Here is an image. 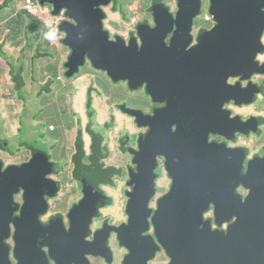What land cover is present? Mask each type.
<instances>
[{
	"label": "flooded vegetation",
	"instance_id": "af4514ba",
	"mask_svg": "<svg viewBox=\"0 0 264 264\" xmlns=\"http://www.w3.org/2000/svg\"><path fill=\"white\" fill-rule=\"evenodd\" d=\"M100 9L109 41L123 43L130 61L144 69L128 79H114L86 59L83 68L97 74L76 79L68 103L60 98L58 107L50 101L46 108H34L35 130L41 112L45 134L33 132V138L46 140L50 132L58 133L52 139H60L54 143L56 153L51 147H32L33 159L40 165L46 158L41 166L52 170L48 179L60 191L46 197L48 208L38 217L42 225L29 219L20 231L18 261L16 228L10 225L5 243L11 264H264V221L247 219L250 193L262 195L256 206L264 209V186L254 188L247 179L254 160L264 178V75H215L210 67L215 47L201 40L216 22L204 4L197 12H183L180 0L173 5L165 0H102ZM56 20L58 27L66 18ZM95 24L89 19L84 28ZM175 63L187 66L173 74L167 67ZM189 64L195 68L191 74ZM261 66L264 53L255 59V68ZM40 84L50 89L47 79ZM39 96L36 92L33 98ZM47 96L52 100L55 95L50 90ZM1 143L3 169L24 165L5 164L1 154L9 152V144ZM147 154L155 155L153 177L140 172ZM77 156L89 179L78 178ZM153 179L154 196L148 206L144 202L147 208L134 203L131 219V196L141 184L151 193ZM183 182L190 187L182 188ZM180 192L206 205L200 228L209 232L190 256L177 254V245L161 236L169 256L155 227L186 206ZM22 194L15 197L21 206Z\"/></svg>",
	"mask_w": 264,
	"mask_h": 264
},
{
	"label": "water",
	"instance_id": "95a60500",
	"mask_svg": "<svg viewBox=\"0 0 264 264\" xmlns=\"http://www.w3.org/2000/svg\"><path fill=\"white\" fill-rule=\"evenodd\" d=\"M201 1L196 0L194 3V0H180V4L183 5L182 11H199L203 6ZM40 4L42 7L46 4L51 6L53 17H59L65 11L64 17L68 20L60 23L59 31L65 36L62 44L71 51L66 65L70 69V76L80 73V68L85 66L86 59L96 70H104L114 79H128L137 70L144 69L142 66L135 65L132 59L130 61L125 54L123 43L110 42L108 34L103 32L101 21L103 12L100 9L102 0H40ZM209 12L214 16L216 26L201 41L215 47L216 56L210 64L211 69L214 66L215 75L218 71L225 72L227 78L238 76L243 72H248V76L255 72L264 75V66L255 68L256 57L264 53V0H211ZM89 19L97 20V24L85 29V23ZM217 56L220 62H217ZM101 59L105 61L104 65L100 64ZM191 60L192 57H188L187 61ZM185 61L186 58L179 62ZM186 66L175 63L173 67H167V69H172L175 74ZM188 67L190 68L188 73L194 72L195 68H192L194 64H189ZM154 158L155 155H146L145 161L140 166L142 174L154 176L156 167ZM44 160L46 158L42 157L39 161L42 163L40 165H37L33 159L30 165L8 166L5 169H3L4 163L0 162V264H11L10 247L5 243L10 237V225L13 224L16 228L14 257L18 261L20 231L24 230L29 219L41 226L42 223L38 217L45 214L48 208L46 197L54 198L60 191V185L48 179L52 170L41 166ZM254 162L255 160L250 163L251 168L247 179L254 188L263 187L264 178H259L257 168L252 165ZM189 187V183L183 182L182 188ZM153 188L154 179L151 193H147L141 184L137 192L131 196L129 203L131 219L134 215L133 204L147 208L155 194ZM21 193H23L22 206L15 201V197ZM180 194L186 206H183L182 210L174 216L164 218L155 227V236L166 248L169 256V248L163 244L161 236H166L167 242L171 245H177V254L190 256L192 250L195 251L197 242L202 241L207 236L206 232H209V229L206 231L200 228L206 205L183 192ZM261 197V194L253 192L248 195V220L264 221V209L256 206ZM145 201L147 206L144 205ZM19 211L18 219L14 218L15 213ZM256 212V217L251 216ZM215 216L217 217L218 213H215ZM154 249H156L155 244ZM171 264H175L174 261H171Z\"/></svg>",
	"mask_w": 264,
	"mask_h": 264
},
{
	"label": "rangeland",
	"instance_id": "374dc122",
	"mask_svg": "<svg viewBox=\"0 0 264 264\" xmlns=\"http://www.w3.org/2000/svg\"><path fill=\"white\" fill-rule=\"evenodd\" d=\"M127 2H131V0H126ZM165 2L168 5H173L174 0H165ZM204 4V11L209 10V0H203ZM24 3L23 0H20V2L16 4V7L19 9H23ZM52 8L47 7L42 10V19L46 24H49V19L46 13V10H51ZM111 9V8H110ZM107 11H111L107 9ZM112 12V11H111ZM59 29V26H58ZM125 36L128 37L129 33L125 32ZM8 44V41L3 39L0 43V51L2 47ZM44 48L49 47L50 49L48 52L46 51H41L39 50V53L37 54V59L38 61H34V58H32L30 61H27L29 55L24 54V49L25 46H29V42H25L23 46L21 47V50H18L19 52V61H21L22 65L25 68V72L28 70V68L33 71L31 74V77L25 80L26 87L24 90L19 91L18 88L14 89V92L12 93L11 90L8 91L5 88L3 90L8 91L6 95L8 96L3 97L0 93V110L2 111L1 116L2 117H9L8 121L6 122L5 120H2L3 122L0 121V140L5 142L7 145L9 144L8 151H2L1 154V159L5 162L7 165H13V164H18L20 165V162H24V164H31L33 161L34 153L32 155V147H42L45 148L46 150L51 147V151L56 153L59 150L55 146V141L59 140L60 138L52 139V137L58 136V133H50L48 132V135L51 137H48L46 140L44 137L38 141V137L33 138V132L35 134H45V129L44 127L40 128V125L42 124V117H41V112H39L38 117L40 116V120L38 122V125L36 126L35 130V125L33 123V119L36 115L34 108L39 105V108H46L48 103L54 105L55 107H58L60 98L64 99L66 103H68L71 99L70 93L73 92V86L76 85V79H80V76L82 77H87V73L94 74V76L97 74L95 71L91 70V67L87 66L88 68H80V73L70 76V69L66 67L68 64V61H66V57L64 56H59L61 60H65L63 63L60 64V66L57 68L56 72L57 74L53 75V79H47V81L50 83V89L48 88H43V85L40 84L41 79L43 81L42 77V71L44 70L47 65H45V61L49 57L51 59V54L54 51V46L53 44H48V36L45 37L43 40ZM34 52H30L33 55H36L37 53V46ZM65 50L66 54V49ZM18 52L15 53H5L6 57L3 59L0 58L2 61L7 62L10 65V69L13 67L15 63L14 55H18ZM30 54V55H31ZM54 67V62L52 64ZM56 68H53L55 70ZM38 76L41 79H36L34 77V73H38ZM73 75V74H72ZM34 78V79H33ZM79 81V80H78ZM39 82V84H36ZM84 86H87L84 84ZM4 87V86H3ZM37 89V91H36ZM52 91L53 94L55 95L54 98H51L47 96L49 94V91ZM39 93V98L35 99L33 98V95ZM10 93V95H9ZM24 98L21 100V98ZM21 100V101H20ZM11 101H15V103L9 104ZM38 107V106H37ZM35 113V114H34ZM51 114H54V109L51 110ZM42 115H44L42 113ZM23 121L24 126L20 125V122ZM49 125L50 122H47V131H49ZM8 127L10 129H8ZM5 128V129H3ZM18 133L12 132L13 130H17ZM2 131V132H1ZM58 132L61 134L62 131L58 130ZM40 138V137H39ZM0 141V143H1ZM23 144V145H22ZM21 150H18L20 149ZM15 153V154H11ZM17 202V201H16ZM55 202V201H54ZM18 203V202H17Z\"/></svg>",
	"mask_w": 264,
	"mask_h": 264
},
{
	"label": "trees",
	"instance_id": "16d2710c",
	"mask_svg": "<svg viewBox=\"0 0 264 264\" xmlns=\"http://www.w3.org/2000/svg\"><path fill=\"white\" fill-rule=\"evenodd\" d=\"M17 2L19 3L20 0H8V4L5 5L3 0H0V43L3 39H5L8 41V44H6V46H8L6 47L7 49L13 48L15 46L21 47L24 44V40H23L24 33L27 32L30 35L31 40H32L30 42V46L26 47L25 52H24V54L29 55L27 61H30L32 59V57H30L31 56L30 52H34L36 49H32V48H36V46H37V50L48 52L50 48L49 47L44 48L43 40L45 39V37L48 36L49 33H54V36L51 41L52 43H55L54 46L56 47L64 46L62 42L60 41L61 34L59 31L56 30L57 25L55 22L46 24L45 26L44 25L45 23L42 20L37 19V18L32 19L31 17H28L26 15V11L24 9L17 8L16 7ZM33 2L42 8L40 4V0H33ZM48 6L49 5L46 4V6L43 8H47ZM28 24H30L29 27H28ZM48 44H50L49 41H48ZM4 57H6L5 53H2V51H0V58L3 59ZM0 61L2 60L0 59ZM3 63L5 64L4 61ZM17 64H18V75H23V68L21 66L22 65L21 61L18 62L15 60V63L12 69H14L17 66ZM4 71H5V67L0 66V93L3 97H6L8 96V94L6 95L8 91L11 90L12 93L14 92V87L10 85L8 86L6 80L1 79V74ZM13 82L15 84V87L18 88L19 91H21L23 88L25 89L26 87V84L23 81V79H13ZM3 88H5L8 91L3 90ZM12 103H15V101H11L9 104H12ZM1 114H2V111L0 110V115ZM1 144L3 146H7V144L4 141ZM18 150H21V147ZM20 164H24V162L21 161ZM75 164H76V168L78 172V178L79 179H82V178L89 179L88 176L81 173L79 169V166H81L82 164L78 156L75 158ZM113 171H114L113 169H108L109 173ZM112 181H113V177L111 179L109 178V185L113 184ZM100 184H103V183H100Z\"/></svg>",
	"mask_w": 264,
	"mask_h": 264
},
{
	"label": "crops",
	"instance_id": "0c3cea01",
	"mask_svg": "<svg viewBox=\"0 0 264 264\" xmlns=\"http://www.w3.org/2000/svg\"><path fill=\"white\" fill-rule=\"evenodd\" d=\"M3 2L5 3V5L8 4V0H3ZM46 13H47V16H48V19H49V23L55 22L57 24L58 21L55 19V17L52 16L51 10H46ZM40 20L43 21V19H40ZM6 47H8V46H6V44L2 47V49H1L2 53H9V54L10 53H15V52H18L19 49H20V51H22L21 50L22 46L21 47H16L15 46V47L9 48V49H7ZM63 48H65L67 50L66 54H65V50ZM54 50L56 52L55 53H54V51L52 52L51 59H49V57L44 58V59H46L44 61H45V65H47V67H45L44 70L42 71L43 79H53V75L57 74V72H56L57 68L60 66L61 63H63L65 61V60H61V58L59 56L66 57V61H67L69 59L70 54H71L70 49L65 47V46H57L56 48H54ZM38 53L39 52L37 51L36 55L31 54L30 57L34 58V61H38V59L36 57ZM19 57H20L19 56V52H18V55H14V59L16 61H18V62H19V60H18ZM53 62H54V67L52 66ZM0 66L5 67V71L2 72V74H1V79H5L6 82H7V85L8 86L10 85V86L14 87V89H16V87H15V84L13 82V79H23V81H24V79H26V78L29 79L31 77L32 72H33L29 68L25 72L24 66L21 65L22 68H23V75H18V64H17V66L14 69H12V68L10 69V65L7 62H5V64H4L3 61H0ZM53 68H56V69L53 70ZM9 69H10V71H9ZM38 74H39V72L38 73H34L33 76L36 77V79H41L38 76ZM6 118L7 117H2L0 115V120L7 121ZM12 132L18 133L17 130H16V132L14 130Z\"/></svg>",
	"mask_w": 264,
	"mask_h": 264
},
{
	"label": "clouds",
	"instance_id": "9594fccd",
	"mask_svg": "<svg viewBox=\"0 0 264 264\" xmlns=\"http://www.w3.org/2000/svg\"><path fill=\"white\" fill-rule=\"evenodd\" d=\"M25 2H26V0H23V3H24V6H23V9L26 11V15L28 16V17H31L32 19L33 18H37V19H42V10L44 11V9H46V8H41V7H39L38 5H37V7L39 8V10H40V12H39V14L38 15H33V14H31V13H29L26 9H25ZM48 7H50V8H52L51 6H48ZM42 9V10H41ZM51 12H52V9H51ZM65 14V11H63L60 15H64ZM59 17H55V19H58ZM66 18V17H65ZM66 20H68L67 18H66ZM65 21V20H64ZM61 23V22H60ZM29 25L30 24H28V27H29ZM45 25V24H44ZM60 25V24H59ZM46 26V25H45ZM56 30L57 31H59V29H58V27L56 26ZM60 32V31H59ZM61 35V37L64 39V37L62 36L63 34L62 33H60ZM53 36H54V33H49L48 34V38L49 39H52L53 38ZM60 37V41L62 42L63 41V39ZM23 40H24V43L25 42H29V46H30V42L32 41L31 40V37H30V35L27 33V32H25L24 33V36H23ZM29 46H25V48L26 47H29ZM20 50V49H19ZM37 51H39V50H37ZM24 52H25V49H24ZM24 82H25V80H24ZM22 90H24V88L22 89ZM24 98L22 97L21 98V100H23ZM20 100V101H21ZM9 117H7L6 119H7V121L9 120L8 119ZM1 122H3L2 120H0ZM6 121V122H7ZM9 128V127H8ZM3 129H5V128H3ZM10 129V128H9ZM2 132V131H1Z\"/></svg>",
	"mask_w": 264,
	"mask_h": 264
},
{
	"label": "built area",
	"instance_id": "2783aa9c",
	"mask_svg": "<svg viewBox=\"0 0 264 264\" xmlns=\"http://www.w3.org/2000/svg\"><path fill=\"white\" fill-rule=\"evenodd\" d=\"M25 9L33 14V15H38L40 10L39 8L37 7V5L33 2V0H26L25 2Z\"/></svg>",
	"mask_w": 264,
	"mask_h": 264
}]
</instances>
